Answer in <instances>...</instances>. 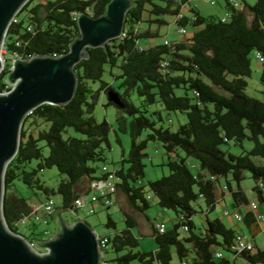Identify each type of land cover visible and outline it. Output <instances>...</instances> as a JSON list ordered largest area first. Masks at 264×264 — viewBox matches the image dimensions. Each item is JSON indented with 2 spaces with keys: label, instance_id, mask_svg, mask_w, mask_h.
<instances>
[{
  "label": "trees",
  "instance_id": "obj_1",
  "mask_svg": "<svg viewBox=\"0 0 264 264\" xmlns=\"http://www.w3.org/2000/svg\"><path fill=\"white\" fill-rule=\"evenodd\" d=\"M109 1L28 0L8 25L4 39L7 54L28 58L66 53L79 36L77 15L89 12L93 17L100 16ZM186 3L189 1L132 0L123 34L104 46L88 47V56L75 64L77 80L72 98L64 105L43 103L25 115L17 152L3 177L2 211L11 231L34 246L47 239L48 234L46 229L38 230L34 221L28 225L29 235L19 232L17 224L31 216L34 208L17 193L16 180L29 187L39 200L58 195L59 204L55 202L51 215L77 210L74 199L89 193L91 180L98 177L106 164L104 150L109 145L112 126L106 119L98 122L94 108L100 94L106 95L112 89L124 106L109 100L106 104L118 109L116 129L128 133L131 139L128 156L113 168L118 179L114 203L118 195L124 196L131 212L119 207L125 220L123 228H117L116 222L107 216L105 226L112 231L104 235L113 253L111 261L171 264L174 250L181 264H236L239 257L251 264H264V248L259 249L253 240L254 251H242L238 258H229L230 244L239 229L226 227L219 217H207L203 230L197 231L192 219L197 212L194 205L201 199L207 204L206 214L215 209L219 201L216 189L224 178V187L249 231L253 236L261 231L260 220L253 211H241L243 205L249 206V201L240 182L245 172H250L255 181L253 189L259 200H264V164H256L252 159L264 158V100L245 92L251 70L250 54L260 52L264 57V0H255L253 4L242 0L238 8L226 2L229 18L225 20L213 14L202 16L193 6L189 7L190 15L182 13L178 17ZM167 14L175 16L179 27L189 28L191 36L140 45L141 38L159 36L158 27L167 24L163 17ZM141 23H146L145 28H140ZM152 24L157 25L155 30ZM261 64L264 66V61ZM8 71L6 67L0 71L1 93L11 89ZM106 71L117 84L103 78ZM261 80L264 82V74ZM96 82L97 88L93 86ZM132 93L139 98L138 104L132 101ZM162 111L181 112L186 122L172 130L165 126ZM246 140L252 146L244 153L222 148L231 144L243 147ZM150 141L165 150L167 159L163 165L168 172L144 182L142 159L147 156L145 149ZM189 157L194 159L195 170L189 165ZM51 167L63 176L55 187L45 184L40 175ZM147 191L160 207L174 212L175 222L160 233L155 221L152 229L157 248L143 251L137 249L139 242L133 229L138 221L132 212L144 213L149 207L151 197L147 198ZM184 225L187 234L181 235L179 229ZM218 248L224 251L219 258L215 256Z\"/></svg>",
  "mask_w": 264,
  "mask_h": 264
},
{
  "label": "water",
  "instance_id": "obj_2",
  "mask_svg": "<svg viewBox=\"0 0 264 264\" xmlns=\"http://www.w3.org/2000/svg\"><path fill=\"white\" fill-rule=\"evenodd\" d=\"M27 1L0 0V49L8 25ZM131 6L132 0H110L100 16L79 13V36L71 42L69 50L58 57L32 55L27 59L11 56L14 62L7 73V81L12 88L0 92V264L100 263L97 235L82 219L74 218L73 223H69L62 213L53 214L57 223L55 235L35 244L45 249L44 252L34 249L26 238L11 231L2 211L3 177L7 164L17 152L25 115L43 103L64 105L72 98L77 80L75 64L88 56V47L104 46L123 33L126 13ZM106 96L116 106H124L112 89L106 92Z\"/></svg>",
  "mask_w": 264,
  "mask_h": 264
},
{
  "label": "rangeland",
  "instance_id": "obj_3",
  "mask_svg": "<svg viewBox=\"0 0 264 264\" xmlns=\"http://www.w3.org/2000/svg\"><path fill=\"white\" fill-rule=\"evenodd\" d=\"M157 2H162V0H156ZM179 1V0H176ZM189 3H186L181 6V12L190 15L191 12L189 11V7L193 6L195 9L198 10V12L202 16H208V15H218L221 17H226V19L229 18V10L228 6L226 4L225 0H188ZM242 2V0H240ZM247 4H253L255 0H245ZM88 14H90L88 12ZM147 12L143 14L144 19L147 18ZM166 20L167 24L161 25L158 27L159 30V36L151 39L147 38H141L139 40V44L142 46H149L154 45L157 43H162L164 40L171 41H178L182 40L184 38H189L191 36V30L187 28L188 32L186 34H182L178 32L179 26L175 23V16L171 14H167L163 16ZM146 23H141L139 26L140 28H145ZM152 29L155 30L157 28L156 24H152ZM1 53H4V51H1ZM251 59V65H250V75L246 78L247 80V87L245 89V92L247 95L257 98L259 100H264V82L261 80V76L264 74V66L258 61V59L255 56V52H252L250 54ZM103 78L107 81L113 82V84H117L116 81L112 80V78L109 76L108 72L106 71L104 73ZM9 87L12 88V84L8 83ZM95 88L99 86V83L96 82L93 84ZM131 99L135 104L139 103V98L136 96L135 93L131 94ZM107 96L104 93L100 94L99 100L94 108V116L98 122L102 121L103 119H106L112 126L109 135H108V142L109 145L105 146L104 150V156H105V163L110 168H115L119 163V161L123 157H127L129 150H130V143L131 139L128 133H122L116 129V116L118 113V109L113 105H107ZM163 117L165 119V126H169L172 130H175L180 123L186 122V116L185 114L181 112H166L162 111ZM168 115V116H167ZM77 135V134H76ZM252 146L251 142L244 141L243 147H240L238 145H222L223 149H228L230 152L239 154L244 153L250 149ZM45 154L47 153V149H44ZM145 152L147 153V156L143 157L142 161L145 164V175L143 178L144 182H147L148 180H154L156 178L161 177L163 174H167L168 168L166 165H163V161H166L167 155L165 153V150L155 141L148 142L147 148L145 149ZM179 153L184 156V153L179 150ZM253 161L256 164H264V158L262 157H252ZM189 165L192 170H195L193 167V158H188ZM102 164L101 162L98 163V165ZM42 180L47 184L48 186L55 187L57 183L60 181V179L63 177L61 174L58 173L57 169L55 167L47 168L41 171L40 173ZM225 179L222 178L220 180V187L216 189V197L219 200L216 202L215 209L211 212H208L206 214V211L208 209L207 204L203 199L197 201L195 203V208L197 212L192 216L193 222L195 224V229L197 231L203 230L204 226L206 225V218L213 219L215 217H219L220 220L224 223V225L228 228L233 229H239V232H242L245 237L248 239L253 240L255 245L259 249L264 248V217L259 221L261 226V231L256 234L255 236L252 235V233L249 231L248 227L245 225L243 220H240L239 222H236L232 215H223V210L228 209L230 211L234 210V201L232 199L231 194L225 189L224 187ZM232 186L235 188L236 184L234 181H231ZM255 184V181L251 177L250 172H245L244 179L240 182L241 189L245 192V195L249 202L254 201L257 203L258 211L263 214L264 216V200L261 201L258 198L257 192L253 189V186ZM15 189L18 194L24 196L28 199V201L31 203L33 208L35 209L34 213L29 216L28 218H24L21 220L17 226L20 233L24 235H29V229L28 225L31 221H34L37 224L38 230H47L48 234H45L46 238H52L56 233V227L57 223L52 217L51 213H46L43 211L41 205L44 202V198L42 200H39L38 197H36L33 194V191L27 187L25 184L20 182L19 180H16L15 183ZM262 194L264 197V187L262 189ZM90 195V193L88 194ZM147 195L151 197L149 200V207L144 211V215L140 214V218H138L139 224L133 229L134 234L138 237L139 245L137 247L138 250L143 251H150L155 250L157 248L156 241L154 237L151 235V228L150 224L147 222L145 215L150 220H156V218H162L164 220V223L166 224L167 228H171L173 218L175 217V214L172 210L169 209H163L160 207L157 203L156 198L151 194L150 191H147ZM123 199V206L126 208V198L124 196H121ZM56 204H59L60 197L58 195H55L52 197ZM128 206V205H127ZM202 208V211L200 210ZM249 208L248 205H243L241 207V211H246ZM129 212H131V208H128ZM167 211L165 214H161L162 211ZM133 214V212H132ZM110 215L111 218L116 222L117 228H123L125 227V220L122 211L119 208V205L117 203H113L110 207H104L97 205L96 210L94 213H90L88 211V205H84L81 209L77 210H66L63 213V216L66 218V220L69 223H73V219H82L86 223L89 224V226L92 228L94 233L96 235H104L110 231H112V228H108L105 226V223L107 221V216ZM238 223V225H236ZM179 232L181 235H186L187 233L180 228ZM49 235V237L47 236ZM44 237V238H45ZM36 250L40 252H44L45 249L37 247V245L34 246ZM218 250L222 251L220 248ZM224 252V251H222ZM107 258H112L113 253L108 250L106 254ZM129 264H140L137 260L131 261ZM171 264H181L179 261V258L177 257V254L174 250H172V261ZM236 264H251L244 258L239 257ZM263 264V263H259Z\"/></svg>",
  "mask_w": 264,
  "mask_h": 264
},
{
  "label": "built area",
  "instance_id": "obj_4",
  "mask_svg": "<svg viewBox=\"0 0 264 264\" xmlns=\"http://www.w3.org/2000/svg\"><path fill=\"white\" fill-rule=\"evenodd\" d=\"M227 3H229L231 6L238 8L240 6V0H225ZM182 16V12L178 15V17ZM78 17V15H77ZM226 17H222V20H225ZM14 19V18H13ZM28 30H31V27H27ZM178 32L182 34H186L187 29L185 26H180L178 28ZM123 34V33H122ZM121 34V35H122ZM166 42V41H165ZM18 45L19 42H16ZM1 51H4V53H1ZM15 55V53L13 54ZM12 55H8L6 52V48L4 45V41L2 43L1 49H0V58L2 62V69L5 67L8 68V70H11L13 68V58H11ZM60 55L53 54L52 57H58ZM255 56L258 59V61L261 63L264 61V57L260 52H255ZM32 58V55H29L27 59ZM0 70V71H1ZM10 90V89H9ZM9 90L4 91L7 92ZM117 177L115 174V170L113 168L108 167L107 164L102 165V169L100 174L98 175L97 178L92 179L90 182V195L84 194L77 196L74 199V207L77 209H81L84 205H88V211L90 213H94L96 210V206H104V207H110L114 203V197L115 193L117 192ZM259 186L263 187V184L260 183ZM147 198H150L147 196ZM55 205V200L53 198H49L45 200L41 207L44 212L46 213H52ZM258 206L257 203L254 201L249 202V209L253 211L254 216L256 219L261 220L264 216L262 213L258 211ZM35 211V209H33ZM223 215H232V218L236 221L239 222L242 220V213L234 209L232 211L228 209L223 210ZM155 228L158 232H164L166 229L165 223L163 221H156L155 223ZM187 226H183V230H186ZM47 232V230H46ZM98 243H99V248H100V254H101V260L99 264H115L114 262L111 261L110 258L106 257V254L109 250V239L105 235H97ZM30 245L33 247L34 244L30 243ZM254 244L251 239H248L247 237L244 236L242 232H237L235 235L232 243L230 244L228 256L230 259H236L238 258L239 254L242 251H254ZM216 257H222L223 253L221 251H216L215 252ZM184 264V263H183Z\"/></svg>",
  "mask_w": 264,
  "mask_h": 264
},
{
  "label": "crops",
  "instance_id": "obj_5",
  "mask_svg": "<svg viewBox=\"0 0 264 264\" xmlns=\"http://www.w3.org/2000/svg\"><path fill=\"white\" fill-rule=\"evenodd\" d=\"M220 187V186H219ZM116 202H117V204L119 205V207H122L124 210H126V211H128L129 212V209L128 208H130L129 207V205H128V203H127V201L125 202L126 203V208L123 206V199H122V197L120 196V195H118V197L116 198ZM128 205V206H127ZM234 206V205H233ZM133 210V209H132ZM165 213H167V211H162V213L161 214H165ZM133 214L136 216V218H137V221H138V218H140V214H143L144 215V213H141V212H138V211H135V210H133ZM146 217V216H145ZM146 220H147V222L150 224V228H151V235L153 236V229H152V225L155 223V221H158V220H160V221H163L164 222V220H162V218H156V220H150L148 217H146ZM173 222H175V220H174V218H173ZM172 222V223H173ZM138 224H139V221H138ZM165 226H166V224H165ZM134 232V231H133Z\"/></svg>",
  "mask_w": 264,
  "mask_h": 264
}]
</instances>
